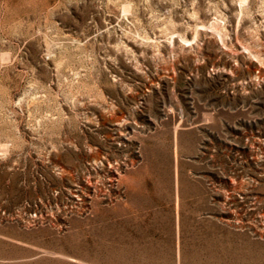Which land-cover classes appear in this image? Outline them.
<instances>
[{
	"label": "rangeland",
	"instance_id": "rangeland-1",
	"mask_svg": "<svg viewBox=\"0 0 264 264\" xmlns=\"http://www.w3.org/2000/svg\"><path fill=\"white\" fill-rule=\"evenodd\" d=\"M0 264H264V0H0Z\"/></svg>",
	"mask_w": 264,
	"mask_h": 264
}]
</instances>
